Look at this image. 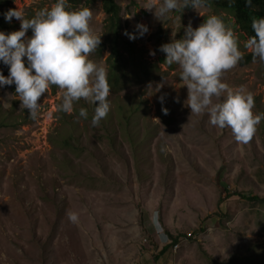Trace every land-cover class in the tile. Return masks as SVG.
Segmentation results:
<instances>
[{
    "label": "rangeland",
    "instance_id": "1",
    "mask_svg": "<svg viewBox=\"0 0 264 264\" xmlns=\"http://www.w3.org/2000/svg\"><path fill=\"white\" fill-rule=\"evenodd\" d=\"M115 2L118 34L140 59L125 65L127 83L110 90V111L98 126H91L93 105L83 99L70 113L58 111L60 89L46 90L31 119L15 85L0 88L6 125L0 127V264H264V119L250 142L239 144L230 129L210 125L207 114H191L180 69L158 50L179 39L189 22L195 28L213 14L234 29L243 56L251 55L247 36L231 13L213 5L186 6L158 20L161 0ZM149 2L153 9L145 8ZM52 4L9 0L4 10L30 18ZM81 6L91 9L90 29L103 38L102 0H80L70 10ZM7 23L19 30L15 18ZM138 23L148 31L129 40L124 32L135 36ZM89 59L108 75V51ZM221 79L251 92L252 111L264 113L258 60L238 62ZM81 107L88 119L78 116ZM68 211L78 214L77 223ZM170 238L177 248L157 257Z\"/></svg>",
    "mask_w": 264,
    "mask_h": 264
},
{
    "label": "clouds",
    "instance_id": "2",
    "mask_svg": "<svg viewBox=\"0 0 264 264\" xmlns=\"http://www.w3.org/2000/svg\"><path fill=\"white\" fill-rule=\"evenodd\" d=\"M190 2L198 6L203 0H161L154 15L160 20ZM245 2L251 5V0ZM145 8L153 9V4L149 2ZM3 18L6 22L18 20L19 30L7 34L0 31V64L8 71L7 76L0 73V88L15 85L20 105L29 118L35 119L38 101L55 85L62 90L58 111L70 113L74 104L83 99L93 105L91 126H98L110 111V85L106 69L89 59L101 42V35L94 34L89 26L91 9L81 6L70 10L69 0H54L50 7L37 10L30 18L17 8L5 11ZM135 28V36L124 32L129 40L148 31L139 23ZM251 29L254 35L247 38L244 48L264 66V17H253ZM28 30L30 36L26 35ZM158 50L165 54V63L180 69L179 79L187 89L184 105L190 113L207 114L210 125L230 129L239 144L249 143L264 113L252 111L255 100L251 92L233 90L221 79L243 56L234 29L221 17L209 15L195 28L189 22L179 39L160 45ZM149 54L155 55L152 51ZM157 99L163 105L165 95ZM161 111L167 114L168 110L162 107ZM88 115L86 108L79 109L80 118L88 119ZM66 216L69 222H78L76 212L68 211ZM151 219L156 230L162 231L155 213Z\"/></svg>",
    "mask_w": 264,
    "mask_h": 264
},
{
    "label": "trees",
    "instance_id": "3",
    "mask_svg": "<svg viewBox=\"0 0 264 264\" xmlns=\"http://www.w3.org/2000/svg\"><path fill=\"white\" fill-rule=\"evenodd\" d=\"M9 0H0V31L5 32L6 34L12 31H17L18 28L14 24H8L4 18L3 13L4 9L7 8ZM54 3V0H52ZM135 4L134 0L131 2ZM80 0H69V5L75 7L79 6ZM203 6L213 5L223 11H228L231 13L235 19V23L239 28L245 33L247 38L254 35L251 29V19L253 17H264V0H251V5L246 4L245 0H203L200 4ZM194 7L190 2L187 6V9ZM103 12L107 16V27L103 35V38H100V44L98 48L92 52L96 56H100L103 52L108 51L107 62L109 64L108 72V82L110 85V90H120L123 85L127 83V76L124 72L125 65H132L134 62L139 63V56L136 54L133 43L128 42L122 39L119 32V22H120V6L115 2V0H102ZM31 35V30H28L27 36ZM128 55V56H125ZM252 56L247 55L243 56L239 61L240 66H245L251 60ZM0 68L5 70L4 75L7 76V66L0 64ZM146 75V72H144ZM49 89L51 93L57 92L59 89L57 86H50ZM0 127H6L3 121L0 118ZM256 200V199H255ZM170 244L165 246L160 250L157 257L163 255L168 249L177 245V239L170 238Z\"/></svg>",
    "mask_w": 264,
    "mask_h": 264
},
{
    "label": "built area",
    "instance_id": "4",
    "mask_svg": "<svg viewBox=\"0 0 264 264\" xmlns=\"http://www.w3.org/2000/svg\"><path fill=\"white\" fill-rule=\"evenodd\" d=\"M176 248H177V245L174 246V249H176Z\"/></svg>",
    "mask_w": 264,
    "mask_h": 264
}]
</instances>
